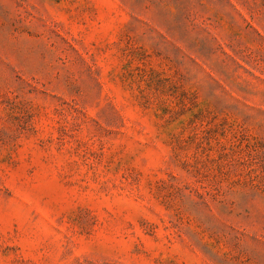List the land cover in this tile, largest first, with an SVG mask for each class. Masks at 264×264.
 Instances as JSON below:
<instances>
[{
  "label": "rangeland",
  "instance_id": "rangeland-1",
  "mask_svg": "<svg viewBox=\"0 0 264 264\" xmlns=\"http://www.w3.org/2000/svg\"><path fill=\"white\" fill-rule=\"evenodd\" d=\"M0 264H264V0H0Z\"/></svg>",
  "mask_w": 264,
  "mask_h": 264
}]
</instances>
